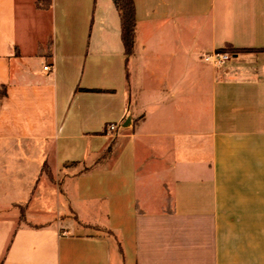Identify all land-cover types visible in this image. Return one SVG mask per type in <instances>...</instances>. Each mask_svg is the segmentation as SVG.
Returning <instances> with one entry per match:
<instances>
[{
    "label": "crops",
    "instance_id": "0c3cea01",
    "mask_svg": "<svg viewBox=\"0 0 264 264\" xmlns=\"http://www.w3.org/2000/svg\"><path fill=\"white\" fill-rule=\"evenodd\" d=\"M133 1L0 0V264H264V0Z\"/></svg>",
    "mask_w": 264,
    "mask_h": 264
},
{
    "label": "trees",
    "instance_id": "16d2710c",
    "mask_svg": "<svg viewBox=\"0 0 264 264\" xmlns=\"http://www.w3.org/2000/svg\"><path fill=\"white\" fill-rule=\"evenodd\" d=\"M115 8L118 11L120 18V35L121 41L124 47L125 56L128 57L133 52L134 37H135V6L133 0H113ZM222 51H229L233 55L238 54L239 52H248L258 50L255 48H238L231 45H226L225 47L218 49ZM260 50H264L260 49ZM44 168V167H43ZM49 179L53 181V176L49 170L44 169Z\"/></svg>",
    "mask_w": 264,
    "mask_h": 264
},
{
    "label": "built area",
    "instance_id": "2783aa9c",
    "mask_svg": "<svg viewBox=\"0 0 264 264\" xmlns=\"http://www.w3.org/2000/svg\"><path fill=\"white\" fill-rule=\"evenodd\" d=\"M233 54L229 51H222V50H216L210 53H205L201 56L204 62L211 63L214 65H221L225 62H227ZM44 70H49L50 66L49 64L43 65ZM121 123L118 122H109L105 124L104 130L107 134L113 135L117 133V131L121 128Z\"/></svg>",
    "mask_w": 264,
    "mask_h": 264
},
{
    "label": "rangeland",
    "instance_id": "374dc122",
    "mask_svg": "<svg viewBox=\"0 0 264 264\" xmlns=\"http://www.w3.org/2000/svg\"><path fill=\"white\" fill-rule=\"evenodd\" d=\"M54 216H55V214H58V213H60L61 212V208H60V206L59 205H55V207H54Z\"/></svg>",
    "mask_w": 264,
    "mask_h": 264
}]
</instances>
